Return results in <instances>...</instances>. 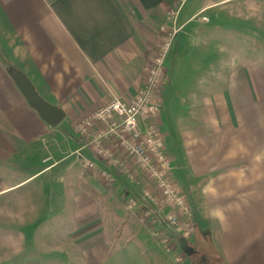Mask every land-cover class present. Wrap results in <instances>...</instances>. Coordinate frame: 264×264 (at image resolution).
<instances>
[{"label": "crops", "instance_id": "0c3cea01", "mask_svg": "<svg viewBox=\"0 0 264 264\" xmlns=\"http://www.w3.org/2000/svg\"><path fill=\"white\" fill-rule=\"evenodd\" d=\"M232 1L209 0L183 14L184 0H127V6L123 0H0V195L56 168L57 164L50 162L12 180L9 173L19 165L22 153L39 141H45L51 151L53 143L60 142V150L72 152L79 161L80 156L91 159L112 179L109 182L97 170L82 167L89 179L78 180L86 185L100 189L102 181L110 186L117 178L127 181L123 170L111 167L85 146L75 130L77 122L112 96L126 103L134 99L160 39L157 25L175 2L177 23L183 27L196 14ZM253 1L254 7L264 4V0ZM12 69L23 73L44 101L63 112L57 126L46 124L27 104L10 77ZM223 76L221 90L214 98L207 92L194 96L201 120L174 135L176 155H185L192 175L187 183L182 177L178 179L179 168L172 156L166 155L193 221L203 224L223 264H264V65H240L232 75ZM230 76L235 80L230 82ZM213 108L220 114L226 112L220 116L226 132H209L212 121L204 120L202 111ZM229 108L235 109L232 120ZM229 119L234 127L228 126ZM110 149L121 157L113 146ZM164 149L170 152L168 144ZM61 166L69 172L73 164ZM189 190L204 202V211L194 206ZM215 208L223 209L225 221L210 214ZM97 249L104 253L93 264H166L136 239H114L109 247L100 244Z\"/></svg>", "mask_w": 264, "mask_h": 264}, {"label": "rangeland", "instance_id": "374dc122", "mask_svg": "<svg viewBox=\"0 0 264 264\" xmlns=\"http://www.w3.org/2000/svg\"><path fill=\"white\" fill-rule=\"evenodd\" d=\"M123 1L127 6V0ZM207 1L184 0L182 12ZM253 4V0L239 3L234 0L216 6L211 12L196 14L181 27L166 59L163 107L149 124L158 131L165 154H170L173 164L179 168L178 179L182 177L186 183L192 175L187 170L185 155H176L174 135L201 120L198 109L194 108L198 104L194 96L207 92L206 95L214 98L221 90L223 75H232L237 66L264 65V4L259 5L260 9ZM176 5L175 2L168 11L175 10ZM201 16L207 20H201ZM168 21L167 14L157 27ZM232 79L235 77L230 76V82ZM234 110H227L231 120L235 117ZM202 112L204 120L212 121L209 132H226L220 118L226 115L224 109L225 114L216 108ZM162 122L163 130L160 129ZM229 124L230 128L235 126ZM164 144L170 147L169 153ZM46 148L47 143L39 141L32 149H26L18 159L19 165L15 164V170L9 175L16 181L50 162L56 163V168L42 171L0 195V264H93L104 253L98 246L109 247V242L118 238L143 242L154 258L166 264L178 257L182 260L178 264H191L187 246L194 230L183 237L161 220L163 213H176L177 208L164 200L160 203L162 198L155 183L137 164L126 160L132 179L117 178L113 186L102 181V189H97L78 180L89 178L75 154L60 150L58 141L53 143V151ZM67 162L73 166L64 172L61 165ZM182 170L187 173L181 174ZM191 180L197 183L194 178ZM6 182L9 183L8 179ZM186 183H182V188L187 191ZM192 190L189 191L194 206L204 211V202ZM145 191L158 204L150 202ZM185 221L181 219L178 227L184 228ZM193 223L203 226L199 220Z\"/></svg>", "mask_w": 264, "mask_h": 264}, {"label": "built area", "instance_id": "2783aa9c", "mask_svg": "<svg viewBox=\"0 0 264 264\" xmlns=\"http://www.w3.org/2000/svg\"><path fill=\"white\" fill-rule=\"evenodd\" d=\"M167 14L169 21L158 27L160 39L134 99L126 103L112 96L105 105L82 117L75 130L85 140V146L91 147L94 154L111 167L123 170L127 178L132 179L133 175L123 160L137 164L146 172L159 191L162 198L160 203L164 200V203L177 208L176 213H163L161 220L169 228L187 237L194 230L188 202L176 184L170 159L162 148L160 135L155 127L149 124V120L160 111L162 88L166 78L165 60L181 29L177 24V10L170 9ZM200 19L207 20L204 16ZM110 146H113L121 157L114 156ZM80 163L85 169L97 170L101 178L109 182L112 180L109 174L99 171L91 159L80 156ZM145 197L158 204L147 191ZM181 219H186L184 228L178 227ZM175 261L182 262L179 257Z\"/></svg>", "mask_w": 264, "mask_h": 264}, {"label": "water", "instance_id": "95a60500", "mask_svg": "<svg viewBox=\"0 0 264 264\" xmlns=\"http://www.w3.org/2000/svg\"><path fill=\"white\" fill-rule=\"evenodd\" d=\"M10 77L19 89L27 104L49 126H57L63 119V112L56 106L44 101L34 89L29 79L21 72L11 70Z\"/></svg>", "mask_w": 264, "mask_h": 264}, {"label": "trees", "instance_id": "16d2710c", "mask_svg": "<svg viewBox=\"0 0 264 264\" xmlns=\"http://www.w3.org/2000/svg\"><path fill=\"white\" fill-rule=\"evenodd\" d=\"M187 249V257L191 264H223L202 225H196L192 241L189 242Z\"/></svg>", "mask_w": 264, "mask_h": 264}, {"label": "clouds", "instance_id": "9594fccd", "mask_svg": "<svg viewBox=\"0 0 264 264\" xmlns=\"http://www.w3.org/2000/svg\"><path fill=\"white\" fill-rule=\"evenodd\" d=\"M209 191L214 192V190H211V189ZM210 214L213 217L219 219L221 222L225 221V219H226L224 216V211L221 208H215V209L210 210Z\"/></svg>", "mask_w": 264, "mask_h": 264}]
</instances>
